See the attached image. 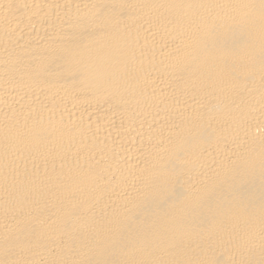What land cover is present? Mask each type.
Instances as JSON below:
<instances>
[{"label": "bare ground", "instance_id": "obj_1", "mask_svg": "<svg viewBox=\"0 0 264 264\" xmlns=\"http://www.w3.org/2000/svg\"><path fill=\"white\" fill-rule=\"evenodd\" d=\"M0 264H264V0H0Z\"/></svg>", "mask_w": 264, "mask_h": 264}]
</instances>
